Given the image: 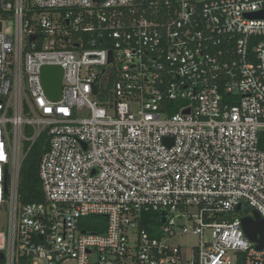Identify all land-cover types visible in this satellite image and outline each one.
<instances>
[{
  "label": "built area",
  "instance_id": "obj_1",
  "mask_svg": "<svg viewBox=\"0 0 264 264\" xmlns=\"http://www.w3.org/2000/svg\"><path fill=\"white\" fill-rule=\"evenodd\" d=\"M262 133L264 0H0V264H264Z\"/></svg>",
  "mask_w": 264,
  "mask_h": 264
},
{
  "label": "water",
  "instance_id": "obj_2",
  "mask_svg": "<svg viewBox=\"0 0 264 264\" xmlns=\"http://www.w3.org/2000/svg\"><path fill=\"white\" fill-rule=\"evenodd\" d=\"M260 14H252L259 16ZM62 74L63 71L57 66H45L41 69V80L44 91L50 100L57 101L61 96L62 91ZM95 93V89L93 90ZM238 213L247 214L241 219V227L250 242L257 244L256 248L261 250L264 245V219L261 218L255 211L243 210L241 206L237 209ZM164 222V219H162Z\"/></svg>",
  "mask_w": 264,
  "mask_h": 264
},
{
  "label": "trees",
  "instance_id": "obj_3",
  "mask_svg": "<svg viewBox=\"0 0 264 264\" xmlns=\"http://www.w3.org/2000/svg\"><path fill=\"white\" fill-rule=\"evenodd\" d=\"M260 147L264 149V133L260 134ZM46 151V143L44 137L41 136L32 146L31 150L25 157L20 173V201L22 203H31L39 200V195H33V193L39 191V180L37 177V167L41 158V155ZM155 217L156 214H150ZM89 225L86 226V230L92 232H100L95 226L96 223H105V219L99 216H92L87 218ZM91 223V224H90ZM93 223V224H92ZM146 229H150L148 225H143Z\"/></svg>",
  "mask_w": 264,
  "mask_h": 264
},
{
  "label": "rangeland",
  "instance_id": "obj_4",
  "mask_svg": "<svg viewBox=\"0 0 264 264\" xmlns=\"http://www.w3.org/2000/svg\"><path fill=\"white\" fill-rule=\"evenodd\" d=\"M9 25L5 24V28H7ZM251 214V212H249ZM7 223H8V207H5L0 211V230L6 231L7 229ZM174 243H178L180 245H184L187 250H189L191 247L196 245L197 240L194 237L186 236L181 238L180 240L174 241Z\"/></svg>",
  "mask_w": 264,
  "mask_h": 264
},
{
  "label": "flooded vegetation",
  "instance_id": "obj_5",
  "mask_svg": "<svg viewBox=\"0 0 264 264\" xmlns=\"http://www.w3.org/2000/svg\"><path fill=\"white\" fill-rule=\"evenodd\" d=\"M246 210V209H245Z\"/></svg>",
  "mask_w": 264,
  "mask_h": 264
}]
</instances>
